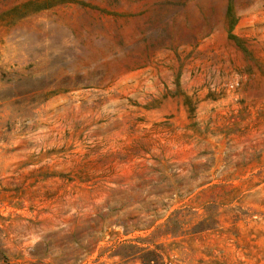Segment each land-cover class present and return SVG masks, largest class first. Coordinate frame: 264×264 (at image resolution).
Instances as JSON below:
<instances>
[{"label":"rangeland","instance_id":"rangeland-1","mask_svg":"<svg viewBox=\"0 0 264 264\" xmlns=\"http://www.w3.org/2000/svg\"><path fill=\"white\" fill-rule=\"evenodd\" d=\"M136 247L264 264V0H0V264Z\"/></svg>","mask_w":264,"mask_h":264},{"label":"trees","instance_id":"trees-1","mask_svg":"<svg viewBox=\"0 0 264 264\" xmlns=\"http://www.w3.org/2000/svg\"><path fill=\"white\" fill-rule=\"evenodd\" d=\"M137 239H140V238H137ZM136 248L140 249V251H142V252L146 251L147 253H149L152 256V259H150V261L151 262L153 261L152 263H154V264L160 262L163 259V257H164V253L163 252L156 251L157 247L154 250H150L149 247H145V248L136 247ZM0 252L2 253L1 248H0ZM3 259H6V258L3 257Z\"/></svg>","mask_w":264,"mask_h":264},{"label":"bare ground","instance_id":"bare-ground-1","mask_svg":"<svg viewBox=\"0 0 264 264\" xmlns=\"http://www.w3.org/2000/svg\"><path fill=\"white\" fill-rule=\"evenodd\" d=\"M57 25H58V24H57ZM57 25H56V26H57ZM105 47H106L107 50L109 49V47H108V43L105 44ZM105 52H106V50H104L103 53H105ZM88 55H93V56H94V55H96V54H94V52H92L91 54H88ZM82 59H85V58H82ZM92 59H93V60L97 59V56H96V57H93ZM129 62H130V61H129Z\"/></svg>","mask_w":264,"mask_h":264}]
</instances>
